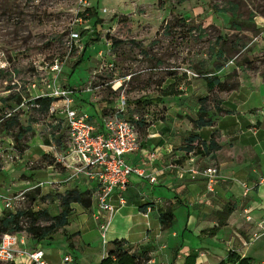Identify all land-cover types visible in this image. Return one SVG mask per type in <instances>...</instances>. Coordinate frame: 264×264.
Wrapping results in <instances>:
<instances>
[{"label":"crops","instance_id":"crops-1","mask_svg":"<svg viewBox=\"0 0 264 264\" xmlns=\"http://www.w3.org/2000/svg\"><path fill=\"white\" fill-rule=\"evenodd\" d=\"M218 10L223 14L227 12L223 8ZM243 21L250 24L248 27L245 25L244 31L249 38L244 50L240 51L238 59L234 58L235 52L220 70L213 72L223 80L235 71L237 84L229 92L219 93L220 105L228 112L214 115L211 126L193 127L191 119L196 118L198 98L209 92L206 84L190 76L184 80L190 81L187 83L167 79L161 89L174 83L177 93L161 96V101L152 104L151 108L135 107L134 101L129 107L130 112L126 108V113L133 114V119L139 121L140 146L138 150L124 154V160L130 166L141 168L144 176L131 174L125 190L115 189L112 192L110 202L115 211L109 219L105 237L100 234L101 248L98 247L99 238H95V249L87 243L88 259L80 258L75 251L76 248H84L85 243L76 244L77 240H82L83 228L70 229V216L78 211L92 215L95 182L83 174L68 179L74 171V162L68 155V145L64 146L68 142L65 141L68 137L64 126L54 132V142L49 135L48 118L43 123L29 124L32 128L29 133L34 135L24 140L27 147L22 153L29 151L33 137L42 139L39 130L46 134L50 144H41L40 139L37 141L35 138L39 157L22 162V169H31L27 166L28 161H41L42 168L53 173L54 177L36 183L52 181L51 188L58 191L76 188L93 192L91 208L85 209L74 203L69 223L50 237L62 233L65 247L73 253L67 251L60 261L54 263L44 253L48 264H99L111 247L110 242L115 239L125 241L131 252L145 259L144 264H184L189 254H195L194 264H235L228 261L230 252L255 264L257 256L264 250V236H253L261 231L258 223L264 221V13L250 6L249 16ZM225 70L228 71L224 73ZM75 100L77 109L87 113L95 129L100 131L102 117L111 110L114 101L108 103L89 90L77 91ZM226 100L228 106L225 105ZM91 106L95 113H90ZM155 111H160L159 115H154ZM211 111L213 109L209 113ZM225 115L235 118H222ZM192 131L198 134L199 140H208L211 133L216 132L218 148L211 153V157L190 150L189 145L195 144L188 142ZM22 153L11 164H20ZM60 157L64 160L59 161ZM198 166H215L218 169L213 190L209 191L201 178H191L189 169ZM145 175H151L156 180L151 182ZM28 177L31 179L32 175ZM19 185L14 191L24 187L23 183ZM31 187L29 185L24 189ZM120 197L125 201L123 204L119 203ZM168 207L172 209L174 220L168 226H161L159 213ZM226 209L230 213L225 223L218 225L217 212ZM214 227L217 229L213 230ZM43 240L29 238L26 246L41 248ZM65 256H71L72 261L64 262ZM17 259L22 260L19 263L26 262L22 257ZM260 262L264 264V260Z\"/></svg>","mask_w":264,"mask_h":264},{"label":"rangeland","instance_id":"rangeland-1","mask_svg":"<svg viewBox=\"0 0 264 264\" xmlns=\"http://www.w3.org/2000/svg\"><path fill=\"white\" fill-rule=\"evenodd\" d=\"M89 6L95 7L96 17L102 20L98 24V29L101 26L100 40L93 42L95 32L91 23L94 19L90 22L85 14ZM250 6L264 11V0H186L181 3L177 0H0V195H16L26 190L12 212L46 209L53 215L59 209L60 196L65 191L52 189L49 184L36 186L37 181L54 177L53 173L42 168L41 161L36 166L27 163L31 169H22V162L39 157L36 142L40 138L33 137L29 151L22 153L27 147L24 140L34 134L27 133L16 140L17 125L8 127L5 121L18 118L25 126L32 122L43 123L46 117L42 111L21 105V102L69 84L78 92L92 91L108 103L123 94L129 111L135 99L160 95L167 79L190 82L184 81L189 78L186 70L198 73L200 77L190 78L205 85V76L214 72L219 62L224 64L233 56L232 45L238 51L234 56L236 59L244 50L249 35L244 31L245 25L240 31H233L230 11L234 10L237 21L244 22ZM219 8L227 10L226 14ZM72 32H76L77 37H73ZM116 40L121 43L113 44ZM85 43L88 44L86 50L73 67ZM219 46L225 50V60L215 54ZM54 63L59 64V72L50 69ZM118 81L121 86L114 90L112 86ZM32 83L36 87L30 88ZM15 93L21 97L20 103L10 99L2 101ZM215 98L216 93L212 91L210 103L206 106L215 103ZM144 107L142 109L146 110L151 105ZM89 111L95 113L92 106ZM8 112L9 116L6 115ZM159 113L155 111L154 115ZM130 116L134 118L133 114ZM222 118L235 117L225 115ZM38 134L43 139L39 140L41 144H50L43 131L39 130ZM21 153L23 160L20 164L6 163L8 154L19 156ZM31 175L30 179L28 176ZM20 183L24 187H34L14 191ZM87 191L92 193L89 189ZM98 222L91 213L78 211L70 216V229L83 228L82 240H77L76 244L85 243L84 248L75 249L80 258L88 259V249L85 248L91 243L89 245L95 249V238H99L98 247L101 248ZM38 223L45 225L48 222L40 219ZM20 224L23 230L27 226L26 218H22ZM29 238L27 234V240ZM64 241L62 233L58 232L40 242L51 263L60 261L67 251L73 253L65 247ZM263 260L264 250H261L255 264H261ZM15 261L22 260L16 258Z\"/></svg>","mask_w":264,"mask_h":264},{"label":"built area","instance_id":"built-area-1","mask_svg":"<svg viewBox=\"0 0 264 264\" xmlns=\"http://www.w3.org/2000/svg\"><path fill=\"white\" fill-rule=\"evenodd\" d=\"M73 37H77L76 32H72ZM53 71H60L59 64L54 63L50 66ZM189 76L198 77L196 72H189ZM121 82L118 81L112 87L118 90ZM36 87L35 83L30 88ZM40 96H50L55 98L47 108V117L52 125L59 122L63 124L68 137V155L72 156L73 172L68 179L78 174H83L88 180L95 182L94 210L92 216L99 220L98 226L102 238L108 228L110 217L115 211L114 205L110 202V196L115 189L125 190L129 176L138 174L144 176L141 168L130 166L124 160V154L138 150L140 140L134 124L125 115L127 101L122 94L116 101V112L102 117V129H95L87 113L82 112L76 107L75 90L66 85L58 86L51 93H42ZM26 105V100L21 105ZM34 106H38L35 104ZM120 113V114H118ZM7 116L10 115L8 112ZM153 157V154H151ZM19 159L16 154H8L6 163ZM64 158L60 157L59 161ZM28 165H35V161H28ZM65 164V163H64ZM70 166V165H69ZM191 178H201L205 181L209 191L213 190L218 169L215 166L192 167L189 169ZM149 181L156 179L151 175H145ZM44 184L53 185L52 181L38 182L36 186ZM32 186L31 188H33ZM28 188V189H31ZM247 190V187H245ZM23 190L16 195L2 194L0 200V215L4 210L12 211L13 206L23 199ZM123 197L119 198V203L123 204ZM247 212V210H244ZM249 219V216H246ZM260 232H255L254 237L264 236V221L259 222ZM27 234L24 230L14 233L0 234V262H9L22 257L26 260L25 264H48L41 248H29L26 246ZM64 262L72 261L71 256H65Z\"/></svg>","mask_w":264,"mask_h":264},{"label":"trees","instance_id":"trees-1","mask_svg":"<svg viewBox=\"0 0 264 264\" xmlns=\"http://www.w3.org/2000/svg\"><path fill=\"white\" fill-rule=\"evenodd\" d=\"M177 1L178 3H181L186 0H177ZM261 12L264 13V11H261ZM85 14H86V18L90 22H92V20L94 19L93 22L91 23L92 28L95 32V35L93 38L94 40H92V42L95 40L96 41L100 40L99 34H100L101 26L98 29V24H101L102 20L96 17L97 11L95 7L94 6L87 7L85 9ZM230 14H231L230 22L233 25L234 29L240 30L242 26L246 25L248 27L250 25L248 23L242 24L244 22L237 21L236 13L234 12V10L230 11ZM119 43H121V40H116L115 42H113V44L115 45ZM87 45L88 44L85 43L79 57L77 58L76 62L73 64V67L80 61L81 57L83 56L86 50ZM231 49L233 50L232 51L233 53L238 52L236 51L237 48H235V46L233 45L231 46ZM216 52L219 57L223 58V60L226 59L224 55L225 50L222 46H219ZM222 66H223V63L219 62V64L215 66L214 70L218 71L221 69ZM235 76H236L235 72H231L227 74L225 76V79L223 80H220L219 76H217L213 72L205 76L206 87H207L209 94L198 98L199 107L196 113V118L191 119L194 129L201 128L203 126H211L213 124L214 115L220 112H228L227 110H224L220 105L221 99L219 98V93L229 92L231 89H233L236 86L237 82H236V79L234 78ZM198 77H200V75ZM232 79H233V82H229L230 80L232 81ZM63 85L69 86L67 84H63ZM174 85L175 84L173 83L167 86L166 88L162 90L160 95L154 98H148V97L142 96L140 98L135 99L134 100V103L136 104L135 107L142 106V108H145L144 105L148 107L154 103H159L162 98L161 96H166V95L177 93L178 90L175 89ZM212 91L216 93V98H215L216 102L215 103L213 102L211 106H206V103H210L209 95ZM9 99L16 100V103L21 102V97L16 93L13 94V96H10L9 98L2 99V101L9 100ZM54 99L55 98L50 97V96L37 95V96L28 98L26 100V106L34 110L42 111L45 117L48 118L47 108ZM116 101L117 100L114 101V106L111 108L108 114H112L113 112L117 111ZM35 104H37L38 106L37 107L34 106ZM210 109H213L211 113H209ZM105 115L107 114H104V116ZM124 116H126L127 119L132 121L137 131L139 121H136L133 118H131V116L128 115V113H126V111H125ZM48 120H49L48 122L50 125L49 135H50V138L55 142L54 132L58 130V128H61L63 124L59 122L56 125H52L49 118ZM6 123L8 127L17 125V133L15 134L16 140L21 139L27 133L32 131V128L29 124H25V126H23V124H20V122L18 121V118H8L5 121V124ZM215 135H216V132L213 131L208 140H199L198 134L192 131L191 135L188 137V142L189 143L195 142V144L189 145L190 150L193 151V153L200 154L202 156L211 157V153L218 148V144L215 141ZM38 163L39 162L36 161L35 166ZM92 194L93 192L91 193L90 191H87V190L80 191L76 188L65 190L64 192H62L60 196V207H59L60 210L57 214H53V215H51L49 211L46 209L38 210V211H33L30 209H23V210H15V212L4 210L2 214L0 215V234L1 233H13L16 231H20L22 229L21 224H20L22 221V218H26L27 226L23 230L27 232V234H29V237L32 240L40 241L45 238H50L52 233H54L59 228L69 223V216L71 215L73 211L72 205L74 203L80 204L85 209L91 207L92 197H93ZM229 213H230L229 209L217 212V216L219 220L218 225H222L225 223V219ZM40 219H44L48 223L45 225H40L38 223ZM173 220H174V214L170 207L166 208L165 210L160 211L159 222L161 226H168L173 222ZM212 229L216 230L217 227H214ZM110 245L111 247L107 250L106 256L102 258L99 264H144L145 259L142 260L141 258H138L133 252H131L130 248L125 246V241H123L122 239L121 240L115 239L110 242ZM194 261H195V254H189L186 256L184 264H194ZM228 261L229 262L231 261L235 264H251L248 258L246 257L241 258L240 256L236 255L233 252L229 253ZM0 263L25 264V263H18L15 260L9 261V262H0Z\"/></svg>","mask_w":264,"mask_h":264}]
</instances>
